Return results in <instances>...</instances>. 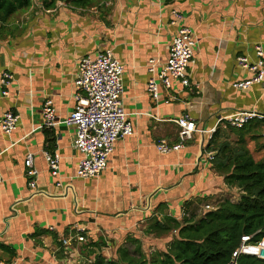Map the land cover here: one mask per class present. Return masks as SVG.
I'll list each match as a JSON object with an SVG mask.
<instances>
[{
  "label": "crops",
  "instance_id": "0c3cea01",
  "mask_svg": "<svg viewBox=\"0 0 264 264\" xmlns=\"http://www.w3.org/2000/svg\"><path fill=\"white\" fill-rule=\"evenodd\" d=\"M173 11L184 16L175 26ZM180 26L193 29L198 42L188 70L198 93L174 80L171 90L161 87L154 101L148 93V62L168 58ZM5 28L0 31V79L10 72L14 80L8 97L0 83V119L12 111L20 120L11 135L0 128V245L14 251L0 249V264H88L94 257L82 254L83 247L99 240L107 244L102 254L116 259L128 236L152 239L143 231L160 204L179 221L186 213L196 219L207 213L205 206L238 193L202 156L210 134L195 133L184 149L170 154H160L156 145L179 143L175 120L183 115L205 132L238 112L264 115L259 85L234 87L252 76L237 58L256 62V46L264 49V0H164L163 5L159 0H98L91 9L66 0L46 9L41 0H31ZM104 49H112L125 68L123 103L134 134L116 142L107 170L83 180L76 177V129L64 124L41 128L43 108L51 100L57 120L67 119L76 105L79 61ZM48 151L59 156L56 174ZM30 155L34 178L26 166ZM79 228L86 229L83 243L76 240ZM42 231L50 234L32 238Z\"/></svg>",
  "mask_w": 264,
  "mask_h": 264
},
{
  "label": "built area",
  "instance_id": "2783aa9c",
  "mask_svg": "<svg viewBox=\"0 0 264 264\" xmlns=\"http://www.w3.org/2000/svg\"><path fill=\"white\" fill-rule=\"evenodd\" d=\"M162 4V0H159ZM184 20L183 14L172 12V25H177ZM198 42L195 39L193 29L180 26L176 36L173 38L169 56L166 60L151 58L147 65L150 78L148 81V93L152 100L158 101L160 89L171 90L172 82L179 81L182 86L197 92L199 86L193 87L190 83L188 70L195 63V54ZM257 61L252 62L246 56L237 58L238 66L252 74L250 79L237 82L234 87L238 90H247L253 85H259L264 90V49L261 45L256 46ZM125 68L115 57L112 49L98 51L95 55L82 58L77 67V77L75 79V101L76 105L70 116L59 122L55 114V109L51 100L44 103L43 126L41 128H54L59 124L76 129L74 147L80 153L76 177L83 180L95 179L108 169V160L114 152L115 144L118 140L134 134L132 123L128 120V115L124 108V77ZM14 80L10 72H4L0 83L3 88V96L8 97L7 88ZM253 119L264 120V115L255 112H238L229 117L221 118L219 126L226 128L230 126L241 129L245 124ZM20 117L12 111L6 112L0 119V128L6 135L13 134L19 125ZM179 127V143L170 145L166 141H161L156 145L160 154H170L178 152L186 146V143L193 139L195 133H208L212 135L216 128L205 132L199 130L196 122L189 116L183 115L175 120ZM264 139V135H263ZM48 165L53 174L59 169V156L47 152ZM212 163L215 157L214 152L202 154ZM26 166L33 168V158L28 156ZM30 175L34 178L37 171L32 169ZM2 178L0 177V183ZM30 186L37 188V183L32 180ZM61 186V184H59ZM216 206L207 205L205 211H214ZM53 231V228L50 229ZM85 228H79L76 240L79 243L86 241ZM65 244L66 240H62ZM70 240H68L69 242ZM72 247V244L68 245ZM240 256H252L264 261V237L260 241H255L254 236H243L240 246L233 252L230 264H236ZM2 264V263H1Z\"/></svg>",
  "mask_w": 264,
  "mask_h": 264
},
{
  "label": "trees",
  "instance_id": "16d2710c",
  "mask_svg": "<svg viewBox=\"0 0 264 264\" xmlns=\"http://www.w3.org/2000/svg\"><path fill=\"white\" fill-rule=\"evenodd\" d=\"M41 1L46 9H51L63 0ZM66 1L80 9L98 4V0ZM30 4L31 0H0V31L6 30L5 25L16 12ZM263 133L264 120L253 119L241 129L219 126L208 141L206 151L215 153L213 168L229 189L238 190L237 200L224 199L201 218L194 219L186 213L180 221L169 216L167 206L160 204L146 220L143 235L155 239L171 237L164 250L146 254L142 240L128 236L118 247L117 258L108 259L102 254L107 244L99 240L83 247L82 254L94 257L88 264H230L243 236H254L255 241L264 237V156L256 160L249 148V143H253L254 153H264ZM230 134L236 137L234 142L229 139ZM51 143L49 140L48 144ZM45 234L50 232L42 231L32 238ZM54 238L57 240V236ZM0 249L8 250L2 245ZM8 251L14 255V251ZM236 264H264V261L240 256Z\"/></svg>",
  "mask_w": 264,
  "mask_h": 264
},
{
  "label": "rangeland",
  "instance_id": "374dc122",
  "mask_svg": "<svg viewBox=\"0 0 264 264\" xmlns=\"http://www.w3.org/2000/svg\"><path fill=\"white\" fill-rule=\"evenodd\" d=\"M163 1L164 0H162V4H160V5H163ZM19 14H20V11L16 12L11 17L10 22H13L18 17ZM229 139L232 142H234L236 140V137L233 134H230ZM249 148H250L251 152L253 153L254 158L256 160H260L264 156V153H254L253 152L254 148H255V145L253 143H249ZM239 197H240V193L238 192V193H235L233 196H229V199L237 200ZM169 238L170 237H167L164 239H157L158 241H154V242H152L153 238L152 239H144L143 245H144V250H145L146 254H150L152 251L157 250V249L164 250L166 244L170 241Z\"/></svg>",
  "mask_w": 264,
  "mask_h": 264
}]
</instances>
